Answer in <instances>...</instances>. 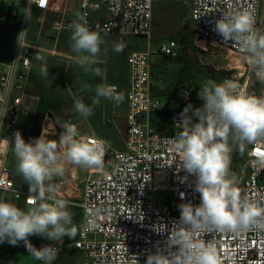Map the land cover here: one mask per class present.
<instances>
[{
    "label": "built area",
    "instance_id": "1",
    "mask_svg": "<svg viewBox=\"0 0 264 264\" xmlns=\"http://www.w3.org/2000/svg\"><path fill=\"white\" fill-rule=\"evenodd\" d=\"M25 3L22 16L2 15L0 23L16 28L14 50L10 62L2 65L0 72V200L8 196L12 201L29 203V185L15 177L8 165V156L14 155V133L19 131L26 142H30L26 129L19 123L22 116L30 112L23 109V94L29 80L32 62L42 48L30 39V23L35 11L36 21L44 23L48 13L59 15L51 30L59 35L72 30L74 20L85 23L97 33L116 35L122 38H145L151 41L153 34L154 8L162 3H179L184 0H0L2 4ZM189 18L197 38L209 45L226 49L241 60L242 67L236 73L223 76L218 82L232 80L239 89L249 92L250 83L261 82L251 69L245 53L233 41H224L215 30V23L229 11L242 12L248 9L254 14V28L264 33V0H188ZM19 40V42H18ZM158 52L162 57L175 58L179 53L178 42L169 40L161 43ZM152 53L133 52L127 58V138L125 151H109L105 143L102 168L89 169L82 192V225L73 247L80 251L84 260L79 264H146L147 256L158 248L164 249L167 233H157L152 226L159 221L171 228L179 219L181 203H200V194L194 190L192 177L182 169V161L171 149V140L183 129L175 124L181 119L183 109L191 104L193 109L202 107L200 89L182 88L177 93L181 109L172 112L168 119L172 135H164L152 128L150 116L164 108L154 98L156 82L152 74ZM117 93L119 88L114 86ZM198 103L195 105V103ZM191 115V112L189 113ZM63 126L55 113L45 117L38 138L43 134L48 140L57 141ZM85 138L98 139L92 135ZM103 141V140H102ZM232 143V141H230ZM61 152L63 150H60ZM234 151V147H233ZM231 154V171L233 164ZM264 154V140L251 143L246 150L245 161L237 179L241 195L260 200L264 198V166L259 163ZM77 168L66 165L65 176L57 177L55 184L60 188L56 198L71 200L77 191ZM157 193H168L172 200L168 205L155 201ZM143 216V219H142ZM89 219L96 227L85 231L83 226ZM142 219V220H139ZM217 248L221 264H264V227H253L246 232H224L206 234ZM59 255L65 246L53 244ZM175 250V249H173ZM135 255V256H134ZM39 264H43L40 261Z\"/></svg>",
    "mask_w": 264,
    "mask_h": 264
},
{
    "label": "clouds",
    "instance_id": "2",
    "mask_svg": "<svg viewBox=\"0 0 264 264\" xmlns=\"http://www.w3.org/2000/svg\"><path fill=\"white\" fill-rule=\"evenodd\" d=\"M32 2L39 4V0ZM70 27L73 51L89 54L77 56V62L83 66L100 52L102 41L97 32L79 20H74ZM215 30L224 41L239 46L256 77L264 82V33L254 28L253 12H226L216 21ZM113 50L119 53L123 45L117 43ZM96 95L117 105L124 100L114 86L98 85ZM198 95L203 105L193 109L188 104L183 109L181 119L175 123L183 130L171 140V149L182 161L180 171L187 174L184 179L193 178L191 186L200 194V203H181L179 219L171 228L162 221L152 226L158 234L167 233V241L164 249L158 248L147 256L146 264H221L215 243L203 239L206 234L241 233L264 227V198L242 196L237 176L230 168L233 144L243 149L245 144L264 140V97L240 90L232 80L219 84L208 81ZM74 107L85 118L93 112L82 101H76ZM76 137L77 129L72 125H65L58 142L43 134L26 142L19 131L14 133L16 171L29 185V203L34 206L24 210L0 200V243L17 246L22 241L28 253L43 264H52L57 248L50 243L38 249L30 242V236L59 243L66 236L74 238L78 231L66 201L55 196L60 185L53 183V179L63 178L69 164L85 170L103 167L105 142ZM259 163L264 166V154ZM95 227L94 220L89 219L83 229Z\"/></svg>",
    "mask_w": 264,
    "mask_h": 264
},
{
    "label": "crops",
    "instance_id": "3",
    "mask_svg": "<svg viewBox=\"0 0 264 264\" xmlns=\"http://www.w3.org/2000/svg\"><path fill=\"white\" fill-rule=\"evenodd\" d=\"M155 8L154 15L157 13L155 12ZM24 13L25 3L23 1L18 4H2L0 2V17L2 15L13 16L14 14L20 17ZM37 15L38 12L35 11L31 19L30 39L32 42L39 43L42 50L37 52L32 62L26 91L23 94V109L28 110L30 114L22 116L19 120V123L26 129V137L30 136L34 118L37 116L41 104L44 103L46 108L55 110V114L60 118L59 121L63 129L65 125L75 126L77 129V139L92 135L102 139L111 152L125 151V140L127 138V89L129 81L127 58L131 53L145 52L149 47L145 50L137 49L130 51L126 56L125 68H122V66L116 64L114 61L111 62L112 47H100V52L88 62L92 66L90 68L91 76L89 78L74 77L69 79L57 65H53L51 62L47 63V61L57 59L59 62L63 61L64 63L65 61L77 62V57L72 55L75 52L72 50L71 54L64 47V43L67 46L71 40L72 30H65L56 35L52 32L51 25L58 19L59 15L52 12L48 13L44 23L41 25L36 21ZM15 36V27H12L8 23H0V68H2L3 64L10 62L12 58ZM110 36L122 38L116 35ZM37 56L40 59H37ZM153 68L152 64V74L156 82L153 96L165 106L168 96L166 91L169 90L170 92L172 83H166L161 78H157L154 75ZM158 70L161 72L163 69ZM65 80L69 82L71 87L74 85V94L66 93L64 89ZM98 85L117 86L119 93H122L124 96L123 102L117 105L112 100L97 97L96 87ZM94 100H98L99 102L94 104ZM76 101H82L86 105L91 106L93 108L92 114L87 118L81 116L75 110L74 105ZM10 157H14V155L10 154L8 158ZM15 176L19 175L16 174ZM56 179L57 177L52 182L55 183ZM81 186L84 187V182H78L77 191L73 194L71 200L68 201L70 203H67V210L71 213L72 222L75 223L72 224L78 229L77 235L74 238L66 236L62 241L57 243L48 241L46 238L38 235L29 237L30 242L38 249L50 243L65 246L64 250L52 261V264H79L84 260L82 253L73 247V243L78 238V232L83 220L82 209L80 207L83 192V189H80ZM1 200L12 201L8 196H2ZM18 204V207L24 210L29 208L23 206L22 203ZM39 263L40 261H37L28 253L22 241L17 246H12L7 242L0 243V264Z\"/></svg>",
    "mask_w": 264,
    "mask_h": 264
},
{
    "label": "rangeland",
    "instance_id": "4",
    "mask_svg": "<svg viewBox=\"0 0 264 264\" xmlns=\"http://www.w3.org/2000/svg\"><path fill=\"white\" fill-rule=\"evenodd\" d=\"M155 12H157L154 15L153 18V34L151 41L148 42L145 38H128V39H122V38H115L110 35H100L101 38V45L100 47H112L117 44L121 43L123 45V50L119 53L115 52L114 50H111V62H115L116 64L124 67V63L126 62V56L127 54L132 50L137 49H146L149 47L151 53H152V64L154 69V75L157 78H161L163 82L166 83H173L171 86V90L173 91L174 87L173 85H177L182 87V85L189 86L190 84H193L197 89L204 86L208 81H213L218 84V82L222 79L223 76L226 75L227 72H235V68H241V60L238 56L235 54L227 51L226 49L215 47L212 45H209L207 42L197 38L193 31V24L190 21L189 18V1L184 0V2L179 3H162L157 4L155 8ZM182 35H188L189 36V44H190V52L192 58H194L198 64V67L201 69L198 71V69H193L191 72H188V74L180 79V82L177 79H175L177 75V71L180 68V64L176 60H168L165 59L160 55L158 52L159 45L163 42L169 41L174 37H179ZM72 41L70 40L66 48V51L72 54ZM180 44V43H179ZM75 57L78 55H89L88 53H74L72 54ZM96 57V56H95ZM92 57H90L91 59ZM53 63V65H57V67L62 71L63 74H65L69 79L70 78H89L91 76L90 66L88 63L81 66L80 63H72V61H60L55 59L53 61H47V63ZM67 63V64H66ZM157 69H163L161 72ZM2 71V68H0V72ZM65 72V73H64ZM154 80V77H153ZM168 87V86H167ZM64 88V87H63ZM65 91L68 94H74L73 89L74 85L71 87L69 82L65 80ZM169 89V87H168ZM170 90V91H171ZM262 85L260 82L256 80H252L249 87L248 94L255 95L256 97H263L262 96ZM167 94H169V90L166 91ZM198 104L197 102L195 105ZM157 114L153 112L151 114V125L152 121H154L157 118ZM60 119V118H59ZM153 126V125H152ZM231 141V140H230ZM236 144H233V147H235ZM15 157V156H14ZM14 157L8 158V165L10 170L14 173L13 165H14ZM245 161V157H244ZM235 162V161H234ZM242 163L240 161V158L238 157L236 159L235 165L232 168V172L238 176L239 171L242 167ZM14 175V176H15ZM16 177V176H15ZM20 177V176H17ZM21 178V177H20ZM83 189V186L80 188ZM172 200V197L168 193H157L155 195V201H157L160 204L168 205L170 201ZM12 202V201H10ZM15 203V202H12ZM17 206H19L18 203H15ZM27 210V209H26ZM75 224L74 222H72Z\"/></svg>",
    "mask_w": 264,
    "mask_h": 264
},
{
    "label": "trees",
    "instance_id": "5",
    "mask_svg": "<svg viewBox=\"0 0 264 264\" xmlns=\"http://www.w3.org/2000/svg\"><path fill=\"white\" fill-rule=\"evenodd\" d=\"M189 39L190 38L188 35H182L179 37L172 38V40L178 42V44L180 43L179 44V46H180L179 53H178L177 57H175V58L164 57L165 59H168L170 61L176 60L180 64V68L178 69L177 75L175 77V79L178 78L179 82H180V79L182 80V78L185 77L188 74V72H191L193 69H198V71L201 70L198 67L196 60L194 58H192V56H191ZM172 84H174V82ZM178 85L179 84L173 85V86H175L173 91L170 89L171 91L169 92V94H167L168 95L167 96V102H166L164 108L162 110H160L159 112H155V113H158L157 118L154 121H152V125H153V126L151 125L152 128L155 129L156 131L160 132L161 134H164V135H172L173 134V131L169 127L168 119H169V116L172 112H174L177 109H181V104L177 98L178 91L182 88H185V87H187V88L193 87L196 90H198L193 84H190L189 86L182 85V87H180ZM50 112L55 113V110H53L52 108H46L44 106V103H42L41 107L39 108L37 116L34 118L33 128H32L30 136H28L29 140H32L34 138H38L40 131H41V128H42V125L44 123L45 117ZM150 122H151V116H150ZM250 144H245L243 149H241L239 145H237V144L235 145L234 151H233L232 168L235 165L236 159L238 157L240 158V161L242 163L244 162L246 150ZM14 160H15V162L13 165V170H14V173H17V171H16L17 160L15 157H14Z\"/></svg>",
    "mask_w": 264,
    "mask_h": 264
},
{
    "label": "water",
    "instance_id": "6",
    "mask_svg": "<svg viewBox=\"0 0 264 264\" xmlns=\"http://www.w3.org/2000/svg\"><path fill=\"white\" fill-rule=\"evenodd\" d=\"M231 74H232V72H227L226 73V76H230ZM77 173H78V180H79V182L80 183H83L88 178L89 169H86L85 170V169L77 168Z\"/></svg>",
    "mask_w": 264,
    "mask_h": 264
},
{
    "label": "bare ground",
    "instance_id": "7",
    "mask_svg": "<svg viewBox=\"0 0 264 264\" xmlns=\"http://www.w3.org/2000/svg\"><path fill=\"white\" fill-rule=\"evenodd\" d=\"M240 65H242V64H240Z\"/></svg>",
    "mask_w": 264,
    "mask_h": 264
}]
</instances>
